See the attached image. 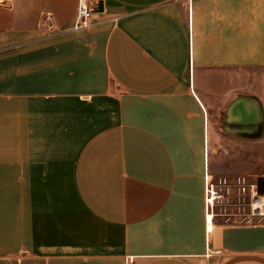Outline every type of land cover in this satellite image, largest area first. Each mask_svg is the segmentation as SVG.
<instances>
[{
  "label": "crops",
  "instance_id": "crops-1",
  "mask_svg": "<svg viewBox=\"0 0 264 264\" xmlns=\"http://www.w3.org/2000/svg\"><path fill=\"white\" fill-rule=\"evenodd\" d=\"M91 2L0 0V264H264L205 200L264 175V0Z\"/></svg>",
  "mask_w": 264,
  "mask_h": 264
},
{
  "label": "built area",
  "instance_id": "built-area-1",
  "mask_svg": "<svg viewBox=\"0 0 264 264\" xmlns=\"http://www.w3.org/2000/svg\"><path fill=\"white\" fill-rule=\"evenodd\" d=\"M97 4L91 0H78L74 28L85 27L92 22ZM53 19L51 12L46 13L45 20ZM206 205L212 215L222 216L223 223L230 225L264 223V192L260 191L257 177L249 173L235 175L206 176ZM216 207L222 209L216 211ZM129 264L134 258L130 257Z\"/></svg>",
  "mask_w": 264,
  "mask_h": 264
},
{
  "label": "rangeland",
  "instance_id": "rangeland-1",
  "mask_svg": "<svg viewBox=\"0 0 264 264\" xmlns=\"http://www.w3.org/2000/svg\"><path fill=\"white\" fill-rule=\"evenodd\" d=\"M263 70H261V72H262ZM260 72V71H259ZM260 72V74L259 73H257V75L259 74V80L257 79V77L255 76V79H254V82L255 83H257L258 84V88H259V90H260V93H264V80L262 79V73ZM253 177H255V176H253ZM222 209H220V207H216V211L217 212H220ZM218 217H220V219H222L223 217L222 216H218Z\"/></svg>",
  "mask_w": 264,
  "mask_h": 264
},
{
  "label": "water",
  "instance_id": "water-1",
  "mask_svg": "<svg viewBox=\"0 0 264 264\" xmlns=\"http://www.w3.org/2000/svg\"><path fill=\"white\" fill-rule=\"evenodd\" d=\"M259 188L261 192H264V175L258 177Z\"/></svg>",
  "mask_w": 264,
  "mask_h": 264
},
{
  "label": "bare ground",
  "instance_id": "bare-ground-1",
  "mask_svg": "<svg viewBox=\"0 0 264 264\" xmlns=\"http://www.w3.org/2000/svg\"><path fill=\"white\" fill-rule=\"evenodd\" d=\"M209 212V211H208ZM210 215H211V213H209V217H210ZM211 217H212V215H211Z\"/></svg>",
  "mask_w": 264,
  "mask_h": 264
}]
</instances>
